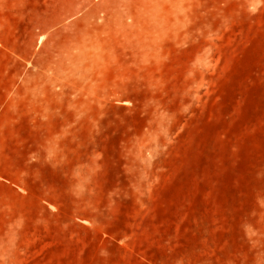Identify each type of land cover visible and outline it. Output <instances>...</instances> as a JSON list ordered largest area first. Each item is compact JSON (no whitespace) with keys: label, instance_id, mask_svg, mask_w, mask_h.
Returning a JSON list of instances; mask_svg holds the SVG:
<instances>
[{"label":"rangeland","instance_id":"rangeland-1","mask_svg":"<svg viewBox=\"0 0 264 264\" xmlns=\"http://www.w3.org/2000/svg\"><path fill=\"white\" fill-rule=\"evenodd\" d=\"M0 264H264V0H0Z\"/></svg>","mask_w":264,"mask_h":264},{"label":"crops","instance_id":"crops-1","mask_svg":"<svg viewBox=\"0 0 264 264\" xmlns=\"http://www.w3.org/2000/svg\"><path fill=\"white\" fill-rule=\"evenodd\" d=\"M9 80H10V81H12V82L14 81V80H11V79H9ZM10 84H11V82H8V83H6V85H5V86H7V87H11V85H10Z\"/></svg>","mask_w":264,"mask_h":264}]
</instances>
